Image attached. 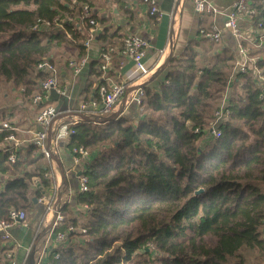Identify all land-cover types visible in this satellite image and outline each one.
Wrapping results in <instances>:
<instances>
[{
  "label": "trees",
  "instance_id": "16d2710c",
  "mask_svg": "<svg viewBox=\"0 0 264 264\" xmlns=\"http://www.w3.org/2000/svg\"><path fill=\"white\" fill-rule=\"evenodd\" d=\"M85 4L88 0H0V82L31 102L49 77L36 66L55 48L76 41L83 57L89 20L107 22L92 12L81 19ZM251 9L252 28L264 29V0H251ZM68 16L73 21L61 27L30 30L39 20ZM199 29L140 87L141 112L72 126L66 147L91 156L84 168L88 191L77 195L85 214L80 220L62 209L65 221L57 231L67 241L50 264H247L251 251L264 261V90L253 70L237 73L230 84L235 47L213 46L198 37ZM97 34L98 50L120 45L122 37L109 35L107 28ZM252 40L242 44L252 55L261 54L255 66L264 77V38ZM120 60L113 57L105 72L99 53L89 62L84 103L99 101L97 86L108 85L111 65ZM229 85V115L217 125L216 138L209 123ZM10 133L1 131L0 143ZM15 155L18 161L10 163L0 150V174L10 176L0 191V219L11 209L29 212L33 199L50 187L36 147ZM7 250L0 245L3 256Z\"/></svg>",
  "mask_w": 264,
  "mask_h": 264
},
{
  "label": "crops",
  "instance_id": "0c3cea01",
  "mask_svg": "<svg viewBox=\"0 0 264 264\" xmlns=\"http://www.w3.org/2000/svg\"><path fill=\"white\" fill-rule=\"evenodd\" d=\"M155 1L159 11V17L157 19H154L148 14L141 0H88L90 11L99 19L107 21L104 24L96 26V32L98 34L101 30L107 28L108 34L115 33L117 38L134 34L148 43L143 58L148 73L145 76H139L134 71L132 61L123 58V60L115 63V60L111 65L113 72L111 71L106 77V83L108 85L126 83L132 90L140 88L143 84L151 80L154 74L161 69L165 61L173 54L174 50L179 52L189 40L196 37L199 27L205 30L211 29L212 27L221 30L222 42L219 43V46L231 45L235 47L237 61L232 73L233 80L231 83L236 78L237 66L244 62L247 64L248 71L253 70L255 72V81H258L257 71L260 70H256L255 66L258 59L255 62L253 60L254 58H259V56L252 55V48L247 45L250 48V55L245 59L238 52L239 42L232 37L228 30L222 28L225 21V14L234 0H206L216 10L211 16L198 15L194 11L192 0H179L178 2L175 0ZM240 25L241 29L247 32L253 29L248 17L244 18L240 22ZM170 36H172L171 42L169 41ZM198 37H201L200 32ZM122 38H119V43ZM254 39L262 40L258 35ZM251 40L245 42L251 43L253 41ZM76 44V41H70L69 44L55 48L48 57L55 66V78L58 88L66 89L65 96L67 105L65 104L64 107L58 110L61 114L57 118L55 125L70 123L78 116H88L74 113L77 112L80 103L83 102L81 95L88 76L87 66L91 60L97 59L100 44L94 39L89 47H84V55L81 58L78 57L79 49ZM209 56L210 53H207V57ZM81 59H85V64L78 74H74L68 63L71 60L79 61ZM260 77L264 78L262 75ZM229 92L230 85L228 91L225 93L227 94L224 97L226 101ZM18 102L20 103V100ZM18 102L17 105L19 108L17 107L15 109L16 113L12 111V116H9V118H14L15 121L9 124L15 128V136L20 141L16 150L19 152L21 149L30 145L32 134L37 129L35 116L38 110H36L31 102L28 104L27 109L24 106H20ZM53 102L55 101L53 100ZM136 111H138V108L134 104L129 103L126 106L124 103H120L109 118H113L119 114L128 115L129 112L134 114ZM5 119L0 120V123L3 121L8 122V116ZM0 150H3L2 143H0ZM52 157L51 161L44 159V157L42 159L43 166L46 168L44 175H47L46 179L50 181V187L45 189L42 195L48 199L50 198V201L55 200L58 206H61L62 209L66 207L71 214L77 215L78 219H80L78 215L80 213L85 214V207L77 204V195L79 194L77 174L85 170V166L91 162V156L79 159L78 163H75L73 153L66 147L65 143L61 142L53 149ZM9 178L10 176L8 174H0V191ZM37 184L38 182L34 181L32 188L37 187ZM36 201L34 207L26 213L25 224H14L11 227V241L5 247L3 246L8 249V252L4 256L0 253L1 264H4L7 260L8 253L14 256L18 264H28V256L33 247L34 264L36 263V258L39 259L40 255H43L42 259L45 261H49L54 256L55 250L59 246L54 244V237L49 233L48 217L45 214L43 204L38 202V200Z\"/></svg>",
  "mask_w": 264,
  "mask_h": 264
},
{
  "label": "built area",
  "instance_id": "2783aa9c",
  "mask_svg": "<svg viewBox=\"0 0 264 264\" xmlns=\"http://www.w3.org/2000/svg\"><path fill=\"white\" fill-rule=\"evenodd\" d=\"M142 4L146 8L148 14L157 19L159 17V11L157 8V3L155 0H141ZM178 2L179 0H175ZM194 11L198 14L200 13H215L216 10L213 5L206 0H192ZM90 8L88 5H83L81 19H86L90 13ZM254 14V11L251 9V0H234L230 7L228 8L225 14V21L223 23V29L228 30L232 37L239 42V54H241L245 59L250 55V48L244 46L242 43L251 40L252 33L258 35L261 39L264 38V29L253 28L250 31H244L241 29L240 22L244 18H249ZM66 22L73 21L72 16L66 17L65 20H61L58 17L54 18L52 21L48 20H39L31 28V31H41L43 28L48 27H61V24ZM89 24L92 26L87 34V39L84 41V47H89L90 43L94 41V38L97 34L96 26L97 24L93 19L89 20ZM260 27V24L258 25ZM256 30V31H253ZM200 35L209 40L210 42L218 43L221 41V30L212 27L209 30H200ZM172 36H170L169 41L171 42ZM148 43L134 35L128 34L125 35L119 46H109V47H100L98 50L99 57L102 60L100 66L101 71H107V68L115 56H120L124 59H128L133 62V68L137 75L145 76L148 73V69L144 64L143 58L145 56ZM259 58H254L257 60ZM69 66L72 68L74 74H78L81 68L85 64V59L79 61L71 60L69 61ZM37 71L49 73V77L41 83V93H36L31 98L32 105L36 108H39L35 116V124L37 129L33 132L30 139V145L38 149V153L43 155L44 159L51 161L52 160V151L56 148L61 142H65L68 137L73 133L72 126L78 124L79 122H85L90 120H101V119H111L109 118L111 114L116 110L117 106L120 103H124L126 106L129 103L134 104L138 110H142V100L144 97V91L142 88L130 89L126 83L119 84H110L104 85L101 84L97 86V94L99 101L92 100L88 103H80L77 115L83 114L88 116H78L70 123H61L55 125L57 118L61 113L56 110V108L51 104L53 101L50 91L55 89L59 97L66 94V89L58 88L57 80L55 78V66L48 59L44 58L36 66ZM237 73H247V64L241 63L237 66ZM258 81L263 86L260 87V90H264V78H261V71H257ZM233 80V74L230 77L229 83ZM227 103L225 98L223 99L220 107L214 113V120L209 123L210 132L214 137H219L221 131L218 129L217 125L220 121L227 118L229 111L227 108ZM70 114V113H67ZM90 116V117H89ZM3 130L11 131L3 139V150L9 154L8 161L10 163H15L18 161L15 151L17 150L20 141L15 136V128L12 127L9 122L3 121L0 123V132ZM14 131V132H13ZM197 131V130H196ZM74 155L75 163H78L79 159L90 157L88 151L82 148H74L72 150ZM84 171H81L77 174V180L79 184V192L88 191V180L84 174ZM47 178V175H44V179ZM50 199V198H49ZM46 196L41 195L38 199V202L42 203L45 209V214L48 217V226L50 228V234L54 237L53 242L57 246H61L67 241V235L63 232L57 231V229L64 223L65 217L62 212V207L56 204L55 200H49ZM26 214L22 210L11 209L8 213L7 219H0V245H7L11 241V227L14 224H25ZM73 228L69 227L68 231H72ZM52 249V248H51ZM47 252V251H45ZM43 255L39 256V259L36 258L35 264H50L49 261L42 259ZM55 259L58 258V254H54ZM7 261L9 264H18L12 256L11 253L7 254Z\"/></svg>",
  "mask_w": 264,
  "mask_h": 264
},
{
  "label": "rangeland",
  "instance_id": "374dc122",
  "mask_svg": "<svg viewBox=\"0 0 264 264\" xmlns=\"http://www.w3.org/2000/svg\"><path fill=\"white\" fill-rule=\"evenodd\" d=\"M201 30H205V29H201ZM253 31H256V30H253ZM253 33L251 35V39H254L256 37V35L253 34ZM201 38H203L204 40H207L203 36H201ZM207 41H208V43H211L213 46L218 45L220 43V41L218 43L210 42L209 40H207ZM205 56L207 57V54ZM258 56H259V58H261V54L258 55ZM257 77H258V75H257ZM256 85L258 86V88L263 86L258 81H256ZM21 95L22 94H20L19 92H13V90L11 89V85L10 84L5 83V82H0V120H2V119L6 120L5 117L8 116V122L10 124L13 123L12 121H15L14 118H9V116H12V111H13V113H16L15 109L17 107L19 108V106L17 105L18 100H20V103H21L20 104L18 102L19 105L20 106H24L27 109L28 104L30 103V101L25 99V98H23ZM226 95L227 94H225L224 97H226ZM65 104L67 105L66 96L65 95H61L60 98L57 101L52 103V105L56 108L57 111L59 109H61L62 107H64ZM10 108H11V110H10ZM138 111L141 112L140 110H138ZM209 139L210 138L207 137V141ZM84 211H85V209H84ZM80 220H82V218ZM261 231H262V234H264V225L262 226ZM257 258H259L258 260L261 263L256 261ZM246 259H247L246 260L247 264H264V261H262V259L259 257V253L257 251L247 252L246 253Z\"/></svg>",
  "mask_w": 264,
  "mask_h": 264
},
{
  "label": "water",
  "instance_id": "95a60500",
  "mask_svg": "<svg viewBox=\"0 0 264 264\" xmlns=\"http://www.w3.org/2000/svg\"><path fill=\"white\" fill-rule=\"evenodd\" d=\"M50 95H51V97H52V99L54 100V101H57L58 99H59V95H58V93L55 91V89H52L51 91H50ZM202 190H200V191H198V192H196V194H198L199 192H201ZM33 202L34 203H36L37 201L35 200V199H33ZM33 255H34V247L31 249V251H30V253H29V256H28V264H34V262H33Z\"/></svg>",
  "mask_w": 264,
  "mask_h": 264
}]
</instances>
